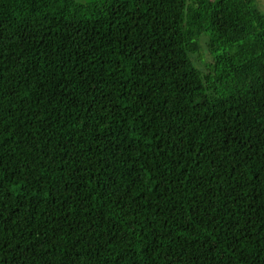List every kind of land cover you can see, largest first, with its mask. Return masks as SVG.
Instances as JSON below:
<instances>
[{
    "label": "trees",
    "instance_id": "obj_1",
    "mask_svg": "<svg viewBox=\"0 0 264 264\" xmlns=\"http://www.w3.org/2000/svg\"><path fill=\"white\" fill-rule=\"evenodd\" d=\"M0 264H264L257 0H0Z\"/></svg>",
    "mask_w": 264,
    "mask_h": 264
},
{
    "label": "rangeland",
    "instance_id": "obj_2",
    "mask_svg": "<svg viewBox=\"0 0 264 264\" xmlns=\"http://www.w3.org/2000/svg\"><path fill=\"white\" fill-rule=\"evenodd\" d=\"M78 1L87 2L90 0H78ZM257 6L264 13V2H262V0H257Z\"/></svg>",
    "mask_w": 264,
    "mask_h": 264
},
{
    "label": "snow or ice",
    "instance_id": "obj_3",
    "mask_svg": "<svg viewBox=\"0 0 264 264\" xmlns=\"http://www.w3.org/2000/svg\"><path fill=\"white\" fill-rule=\"evenodd\" d=\"M262 2H264V0H262Z\"/></svg>",
    "mask_w": 264,
    "mask_h": 264
}]
</instances>
